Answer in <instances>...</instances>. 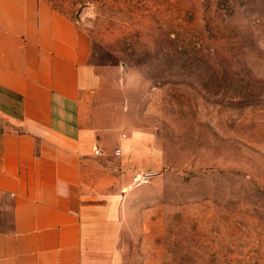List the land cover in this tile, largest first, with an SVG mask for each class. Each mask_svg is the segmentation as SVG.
<instances>
[{
	"label": "rangeland",
	"instance_id": "rangeland-1",
	"mask_svg": "<svg viewBox=\"0 0 264 264\" xmlns=\"http://www.w3.org/2000/svg\"><path fill=\"white\" fill-rule=\"evenodd\" d=\"M43 1L104 79L86 112L119 211L112 264H264V0Z\"/></svg>",
	"mask_w": 264,
	"mask_h": 264
},
{
	"label": "crops",
	"instance_id": "crops-1",
	"mask_svg": "<svg viewBox=\"0 0 264 264\" xmlns=\"http://www.w3.org/2000/svg\"><path fill=\"white\" fill-rule=\"evenodd\" d=\"M90 61L89 36L46 1L0 0V264L115 262L119 211L96 169L103 128L86 112L104 79Z\"/></svg>",
	"mask_w": 264,
	"mask_h": 264
}]
</instances>
